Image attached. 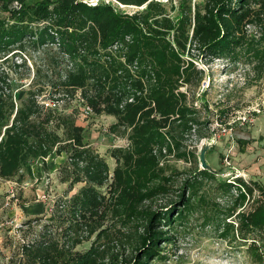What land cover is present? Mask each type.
<instances>
[{
	"label": "rangeland",
	"instance_id": "1",
	"mask_svg": "<svg viewBox=\"0 0 264 264\" xmlns=\"http://www.w3.org/2000/svg\"><path fill=\"white\" fill-rule=\"evenodd\" d=\"M7 1L0 0V19L9 15L3 8ZM18 1L22 6L24 1L39 0ZM102 1L128 14L145 7L117 0H84L91 5ZM157 1L165 4L171 15L177 14L171 0ZM172 2L179 5L180 0ZM202 2L190 0L186 7L190 4L195 9ZM259 6L253 4L250 9L259 10L264 20V8ZM10 7L16 8L13 2ZM244 23L247 42L234 55L207 61L198 57L194 46L187 45L186 53L190 50L202 74L193 71L191 82L182 84L178 91L186 94L187 105L195 112L188 116L189 122L175 124L171 134L166 133L171 131L169 126L164 128L165 138L154 144L140 163L129 137L131 128L113 131L111 126L118 121L115 114L96 112L83 87L63 84L73 61L62 54L57 43L33 45L32 39H27L24 48L1 51L0 92L13 94L17 106L32 90L44 106L42 115L49 107L47 103H58L57 117L84 127V143L108 169L104 183L96 186L99 193L94 210H88L89 228L75 232L67 231L70 205L59 203L77 194L87 178L72 183L77 166L65 141L57 143L47 157L33 159L30 171L24 167L13 178H0V264H31L22 246L44 237L58 241L65 250L62 264H70L68 256L76 257L90 249L96 250L90 264H121L136 255L135 239L145 231L141 217L146 214H136L170 208L180 214L170 228H160L171 237L160 242L167 258H156L152 264H264V228L254 229L244 219L264 202V26L259 24L264 21L257 22L252 15ZM173 34L169 37L176 46ZM122 47L116 44L109 51L120 56ZM128 67L137 73V68ZM143 87L134 93L148 95L147 80ZM87 103L93 112L85 115ZM160 116L157 111L152 114L153 118ZM65 123L58 130L61 135ZM1 130L0 122V140ZM207 143L211 146L206 161L211 167L202 170L200 153ZM63 145L67 147L60 148ZM128 152L130 161H126ZM134 163L148 174L146 189L158 187L157 193L141 198L130 184L118 181L115 170Z\"/></svg>",
	"mask_w": 264,
	"mask_h": 264
},
{
	"label": "trees",
	"instance_id": "2",
	"mask_svg": "<svg viewBox=\"0 0 264 264\" xmlns=\"http://www.w3.org/2000/svg\"><path fill=\"white\" fill-rule=\"evenodd\" d=\"M8 1L3 8L9 15L0 19V52L14 46L24 48L27 39H32L33 45L57 43L62 54L73 61L63 84L83 87L84 96L96 112L115 114L118 121L111 126L113 131L131 128L129 137L140 156L138 163L154 144L165 138L164 128L169 126L171 131L166 133L171 134L175 124L189 122L188 116L195 112L187 105L186 94L178 91L182 84L191 82L193 71L202 74V70L196 69L190 50L186 53L187 45L194 46L198 57L207 61L234 55L247 42L244 21L251 20L252 15L257 22L264 21L259 10L250 9L257 3L264 8V0H203L195 9L190 4L186 7L190 0H180L179 5H173L171 0V6L177 8L175 15L168 13L166 5L157 0H117L125 5H145L133 14L116 11L111 3L104 1L95 5L84 0L24 1L21 8H11L13 0ZM172 32L176 46L169 37ZM128 39L130 42H126ZM116 44L124 45L120 56L109 51ZM121 56L126 63L121 61ZM128 66L137 68V73H131ZM144 80L148 82L149 94L134 93L144 88ZM35 96L29 91L16 106L13 94L0 92V122L1 129L4 128L0 140V178H13L24 167L30 171L33 159L47 157L57 143L65 141L72 151L70 159L77 166L72 183L87 180L77 194L59 206L70 205L67 231L89 228L88 210H94L99 193L96 186L107 178L108 165L87 148L82 125L61 120L57 108L47 107L42 115L44 106ZM130 98L133 100L129 101ZM154 111L160 113V118L152 117ZM63 123L65 137L58 132ZM65 145L60 148L65 149ZM130 157V154L126 156V161ZM123 172H127L126 178H122ZM115 175L119 182L130 184V189L140 193L141 198L159 191L158 187L146 189L148 174L136 163L124 170L117 168ZM261 192L264 194V187ZM173 210H143L136 214L137 217L146 214L141 217L145 231L135 239L136 255L121 264H152L156 258H167L160 242L171 237L160 228L169 227L179 216L180 211L175 214ZM244 219L254 229L264 228V202ZM22 250L31 264H62L66 257L58 241L46 237L23 245ZM95 252L90 249L76 257L68 256L67 262L90 264L96 258Z\"/></svg>",
	"mask_w": 264,
	"mask_h": 264
},
{
	"label": "built area",
	"instance_id": "3",
	"mask_svg": "<svg viewBox=\"0 0 264 264\" xmlns=\"http://www.w3.org/2000/svg\"><path fill=\"white\" fill-rule=\"evenodd\" d=\"M13 5L16 7V8H19L21 7V4L19 3L18 0H13ZM133 98H130L129 101H132ZM47 106L51 107V108H57L58 109V103L56 102H49L47 103ZM93 112V108L90 106V104L87 103V105L84 106V110H83V113L85 115H88V114H91Z\"/></svg>",
	"mask_w": 264,
	"mask_h": 264
},
{
	"label": "water",
	"instance_id": "4",
	"mask_svg": "<svg viewBox=\"0 0 264 264\" xmlns=\"http://www.w3.org/2000/svg\"><path fill=\"white\" fill-rule=\"evenodd\" d=\"M211 146L210 143H207L205 147L202 149L200 153V160H201V169L210 168L211 166L206 161V151Z\"/></svg>",
	"mask_w": 264,
	"mask_h": 264
}]
</instances>
